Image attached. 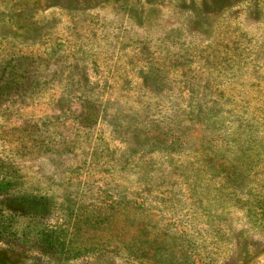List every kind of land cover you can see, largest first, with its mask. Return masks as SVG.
Wrapping results in <instances>:
<instances>
[{
	"label": "rangeland",
	"instance_id": "rangeland-1",
	"mask_svg": "<svg viewBox=\"0 0 264 264\" xmlns=\"http://www.w3.org/2000/svg\"><path fill=\"white\" fill-rule=\"evenodd\" d=\"M143 76L164 80L150 98ZM188 90L219 102L204 136L234 150L238 192L192 148L128 154L105 106L76 97L111 100L119 122L147 102L156 117L165 94ZM259 192L264 0H0V264H158L131 263L122 244L132 234L117 202L134 196L193 234L191 264H264V216L248 197ZM53 225L70 235L61 256L39 246Z\"/></svg>",
	"mask_w": 264,
	"mask_h": 264
},
{
	"label": "trees",
	"instance_id": "trees-1",
	"mask_svg": "<svg viewBox=\"0 0 264 264\" xmlns=\"http://www.w3.org/2000/svg\"><path fill=\"white\" fill-rule=\"evenodd\" d=\"M151 80L164 81L159 77L143 76L142 88L145 90L146 98H150L149 95L153 93L149 88ZM84 84L88 87L92 83L86 79ZM194 91L165 94L166 100L161 114L156 117L151 115V107L147 102L141 108L132 107L127 112L126 120L122 119L119 122H112L116 121V117L109 112L108 106L106 107L111 100L104 101L99 94L95 92L90 94L89 91L82 92L76 97L81 100L84 98L83 103L87 105L90 99L92 103L105 106L104 112L107 114L104 119L113 116L114 120L111 118L109 120L113 127L112 131L121 137L128 154L142 152L176 154L192 148L194 152L191 157L203 170L206 171L207 167L220 169L221 181L225 182L229 178L232 181L233 179L230 187L238 192V183L244 178L241 172H237L241 171V167H236L237 171L234 173H230L226 168V160L234 150H231L227 143L214 141L212 137L204 136V132L207 133L211 125L221 121L222 114L217 109L219 102L213 97V100L209 102L204 95ZM68 96L70 97V94ZM146 115H150L151 118H147ZM235 150L238 151L237 148ZM251 193L248 195L249 199L264 216V196L260 192V195L254 193L253 196ZM122 199L117 202L115 215L117 222L130 225L131 239L128 243L123 242L122 244L131 250V254L133 253L131 263L140 258L141 262L153 260L155 257L153 253L158 257L155 261L158 264L195 263L196 242L193 236L192 238L190 236L193 234L177 226L169 225L171 220L166 218V211L160 207L159 202L136 196L128 199L127 202H123ZM19 209L24 210L23 207ZM87 224L92 226L93 221ZM46 232L47 234H44L42 240L39 241V246L43 251L57 256L68 252L70 235L65 227L53 225ZM166 243L170 244L172 250L169 254H162ZM155 247L157 250L153 251Z\"/></svg>",
	"mask_w": 264,
	"mask_h": 264
}]
</instances>
